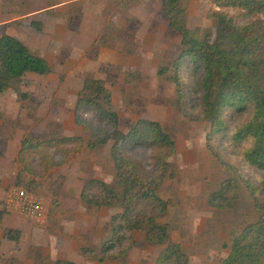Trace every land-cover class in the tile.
Returning <instances> with one entry per match:
<instances>
[{
    "label": "rangeland",
    "instance_id": "obj_1",
    "mask_svg": "<svg viewBox=\"0 0 264 264\" xmlns=\"http://www.w3.org/2000/svg\"><path fill=\"white\" fill-rule=\"evenodd\" d=\"M70 1L73 3L61 8L70 16L64 31L56 36L59 44L40 30L32 36L16 34L33 52L49 59L53 73L29 74L12 88L0 90V264H52L60 260L51 253L55 238L89 239L82 246L92 248L96 259L100 258L101 237L116 210L85 205L80 192L90 179L112 185L114 167L112 142L88 149L87 133L74 122L73 109L86 79L105 82L122 133L139 121H153L174 141L175 153L168 159L169 169L158 190V196L170 201L171 207L160 222L171 224L172 239L182 245L189 264H221L229 253L224 246L256 217L243 182L249 180L257 186L264 179L263 172L251 169L244 160L248 143L231 139L250 111L226 110V129L208 137V124L200 119L196 77L189 76L192 66L186 62L174 66L182 49L181 37L170 27L161 0ZM7 2L1 0L3 11L31 8L29 3L23 7ZM33 2L43 4L42 0ZM183 8L191 30L212 29L215 12L227 10L236 16V11L220 7L216 0H184ZM164 68L167 73L160 76L158 71ZM176 79L183 90L181 106ZM70 136H80L84 146L68 163L53 168L44 178H35L34 188H28L33 177L26 173L22 183L16 184L18 151L24 138ZM130 154L142 157L147 167L152 165L150 150ZM37 166L35 163V169ZM19 191L41 203L39 217L20 212L15 204ZM9 230L15 239L6 238ZM136 239L139 246L126 260H88L86 264H155L161 248L144 245L143 234Z\"/></svg>",
    "mask_w": 264,
    "mask_h": 264
},
{
    "label": "trees",
    "instance_id": "obj_2",
    "mask_svg": "<svg viewBox=\"0 0 264 264\" xmlns=\"http://www.w3.org/2000/svg\"><path fill=\"white\" fill-rule=\"evenodd\" d=\"M161 2L170 27L181 37L182 49L174 66L178 68L183 62L192 66L189 76L194 75L193 80L196 77L202 107L200 119L208 124V137L226 129V110L248 109L249 118L235 128L231 139L248 143L244 151L246 164L264 173V0H216L220 7L236 11V16L227 10L213 13L210 30L187 28L184 0ZM36 28L40 30V26ZM52 73V65L21 41L9 35L0 36V90L12 88L29 74ZM166 73V68L158 71L160 76ZM176 80L179 104L183 90L181 82ZM73 116L75 124L87 133L88 149L95 150L112 142L110 157L114 167L112 185L90 179L81 189L83 204L116 212L102 234L100 258L96 259L94 250L85 246L80 248V255L99 263L126 260L139 246L136 235L143 234L144 245L161 248L155 264H189L182 245L172 239L171 224L160 222L171 207L170 201L158 196V190L169 169L168 159L175 153L174 141L153 121H139L128 133H122L119 117L112 107V94L99 79L83 82ZM83 146L80 136L24 138L18 151L20 172L16 184L22 183V174L26 173L33 177L27 182L28 188H34L35 178H44L53 168L68 163L70 156ZM140 150L152 152V165L147 167L142 157L130 154ZM243 183L256 217L232 238L229 246H224L229 253L221 264H264V179L257 186L249 180ZM5 235L15 239L10 230ZM52 264L75 263L56 260Z\"/></svg>",
    "mask_w": 264,
    "mask_h": 264
},
{
    "label": "crops",
    "instance_id": "obj_3",
    "mask_svg": "<svg viewBox=\"0 0 264 264\" xmlns=\"http://www.w3.org/2000/svg\"><path fill=\"white\" fill-rule=\"evenodd\" d=\"M43 4H35L33 0H8L7 3L11 5L21 4L23 7H27L28 3L31 5V8L28 10H17L8 9L3 11L2 7H0V36L9 35L21 41L23 44H26V41L18 35H22L23 32L32 36L35 35L36 27L40 26L41 33H48L49 37L52 39V43L59 44V39L56 37L64 31L65 21L70 16V12L61 10L62 7H67L73 3V1H67L64 3H60V1L55 0H42ZM1 3V0H0ZM73 8V7H72ZM53 10L54 14L49 16L46 15L45 12ZM35 28V29H34ZM10 30V31H9ZM39 31V30H38ZM18 34V35H16ZM51 43V42H50ZM90 44H88L89 46ZM91 46V45H90ZM28 47V46H27ZM28 49L33 52L29 47ZM35 55L42 57L46 61L49 59L44 55H39L33 52ZM54 241V249L51 252L52 257L60 260H67L74 262L75 264H86V261L80 255V248L83 244L89 243V239L85 238H55ZM100 241V238H98Z\"/></svg>",
    "mask_w": 264,
    "mask_h": 264
},
{
    "label": "built area",
    "instance_id": "obj_4",
    "mask_svg": "<svg viewBox=\"0 0 264 264\" xmlns=\"http://www.w3.org/2000/svg\"><path fill=\"white\" fill-rule=\"evenodd\" d=\"M15 204L20 212L27 217L36 218L41 215V203L25 194L24 191L16 193Z\"/></svg>",
    "mask_w": 264,
    "mask_h": 264
}]
</instances>
